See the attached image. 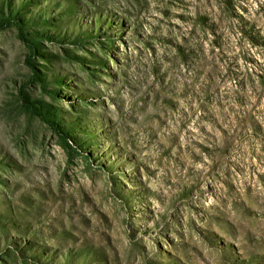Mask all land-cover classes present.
<instances>
[{
  "label": "rangeland",
  "instance_id": "obj_1",
  "mask_svg": "<svg viewBox=\"0 0 264 264\" xmlns=\"http://www.w3.org/2000/svg\"><path fill=\"white\" fill-rule=\"evenodd\" d=\"M0 264H264V0H0Z\"/></svg>",
  "mask_w": 264,
  "mask_h": 264
}]
</instances>
